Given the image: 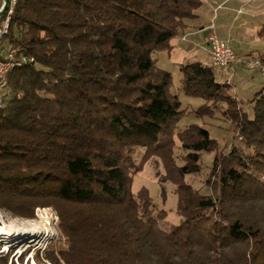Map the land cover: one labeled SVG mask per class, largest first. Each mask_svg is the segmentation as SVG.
Masks as SVG:
<instances>
[{
    "label": "trees",
    "instance_id": "16d2710c",
    "mask_svg": "<svg viewBox=\"0 0 264 264\" xmlns=\"http://www.w3.org/2000/svg\"><path fill=\"white\" fill-rule=\"evenodd\" d=\"M203 4L17 0L0 48L13 47L26 61L8 73L0 103V209L22 218H35L39 207L56 212L67 246L47 250L49 261L264 264V87L250 100L251 118L225 71L211 62L180 64L181 89L205 100L195 113L213 117V106L226 103L251 150L234 144L220 152L206 127L178 128L185 110L173 74L154 57L198 19ZM258 35L264 38V26ZM214 151L213 182L207 178L210 192L202 193L185 178L201 172L203 153ZM152 158L165 170L162 195L163 183L176 185L178 224H166V210L146 187L132 191Z\"/></svg>",
    "mask_w": 264,
    "mask_h": 264
},
{
    "label": "rangeland",
    "instance_id": "374dc122",
    "mask_svg": "<svg viewBox=\"0 0 264 264\" xmlns=\"http://www.w3.org/2000/svg\"><path fill=\"white\" fill-rule=\"evenodd\" d=\"M219 3H223V5L215 13L214 8ZM202 10H205L206 21H212L216 14L214 19L217 25L216 33L220 39L229 42L236 52L237 61L233 66V72L228 71L225 73L229 77L228 80L233 84L232 92L241 102L243 109L252 118L254 109L250 100L257 91L264 87V71L254 65L256 60H260L264 64V38L258 35L259 30L264 26V0H241L239 2L236 0H204ZM202 41L204 40L202 39ZM182 45L183 49H187L188 45L186 43H182ZM185 52L187 53L185 54ZM185 52L181 51L171 56L168 52L163 51L154 54L158 65L172 72V91L179 95L182 108L185 110V116L178 123V128L197 123L209 129L211 136L218 141L220 152H229L234 144L243 147L246 152H251L249 148L244 147L242 137L231 126V119L225 112L226 103L220 102L213 106V117H200L195 113V110L205 100L188 96L181 89L180 62L193 61L192 54L199 55L201 51L189 47ZM186 56L187 58H185ZM215 153V151L204 152L201 159V172L188 174L185 178L187 183L202 193L210 192L206 180L211 178L210 181L213 182L209 172ZM142 154L143 149H138L134 155L137 164L140 163ZM183 154H185V151L177 145L175 156L179 164L183 163ZM164 173L165 170L161 160L152 158L144 164L140 172L135 174L132 191L137 193L142 187H146L153 202L159 208L166 210V224H178L181 217L178 213L176 185L172 182L163 183L166 188V196L164 197L162 195V183L160 182V176ZM45 220L50 224L49 227L52 228L53 234L41 240L38 237L40 233L36 229L33 230L31 224H40ZM0 222L5 226L2 231L6 232V234H0V256L9 255L7 264H56L46 258V251L50 249L58 251L67 246L66 239L59 229V218L51 207L37 208L35 218L17 217L0 209ZM60 264H63V262L61 261Z\"/></svg>",
    "mask_w": 264,
    "mask_h": 264
},
{
    "label": "built area",
    "instance_id": "2783aa9c",
    "mask_svg": "<svg viewBox=\"0 0 264 264\" xmlns=\"http://www.w3.org/2000/svg\"><path fill=\"white\" fill-rule=\"evenodd\" d=\"M9 5V3H8ZM5 7V0H0V36H3V18L8 15V6L3 14L1 11ZM220 7V5L218 6ZM206 32L203 41V48L210 55V62L212 65L219 67L226 73L232 71L235 62L237 61V55L234 48L230 45L229 42L219 38L218 34L215 31L214 24L212 23L206 29ZM188 34L182 35L180 38L183 41L188 40ZM26 58H19L13 53V47L7 46L2 48V55L0 61V103L3 99V87H6V81H4V72L7 69V61L9 60H25ZM26 61V60H25ZM254 65L264 71V64L260 60H256Z\"/></svg>",
    "mask_w": 264,
    "mask_h": 264
},
{
    "label": "crops",
    "instance_id": "0c3cea01",
    "mask_svg": "<svg viewBox=\"0 0 264 264\" xmlns=\"http://www.w3.org/2000/svg\"><path fill=\"white\" fill-rule=\"evenodd\" d=\"M236 1H241V0H236ZM204 5V4H203ZM220 5V7H218ZM223 3H219L215 8L214 11L215 13L218 11V9H220L222 7ZM239 11V9H238ZM200 16L198 17V19L193 20L191 22H189L188 28L184 31H182L178 36H176L175 38H173L170 42V49L165 50L163 52H168L169 56H171L172 54L175 55L178 52H185L186 50H188L189 47H191V49L195 48L198 49L199 51H201V53L198 54H192V57L194 58L193 60H198L201 61L203 63H208L210 62L211 58L209 53L203 48L202 44L204 40V35L206 33V31L204 30L206 27H208L211 23L214 24L215 30H217V25L214 22V19L216 17V14L214 16V19L212 21H206L205 19V10H202V8H200V10L198 11ZM184 34H188V40L187 41H183L181 40L180 36L184 35ZM182 43H186L187 49H183V45ZM196 52V51H195ZM187 52H185L186 54ZM189 55V54H188ZM185 56V55H184ZM187 58V56L185 57ZM183 62H180V64Z\"/></svg>",
    "mask_w": 264,
    "mask_h": 264
},
{
    "label": "bare ground",
    "instance_id": "6f19581e",
    "mask_svg": "<svg viewBox=\"0 0 264 264\" xmlns=\"http://www.w3.org/2000/svg\"><path fill=\"white\" fill-rule=\"evenodd\" d=\"M16 3H17V0H9L8 15L3 18V36L7 34L9 30L10 20H11L12 13L14 11ZM3 36H0V43H1ZM2 48H0V61H1V55H2ZM18 64H20L18 60H9L7 61V69H12L15 65H18ZM9 72L10 70H5L4 72V81H6V84H7V76ZM4 90H5V87H3V93H4ZM31 225L33 226L32 228L33 230L36 229V231L40 233L38 237L41 238V240H44L53 234L52 228L49 227L50 224L46 220L43 222H40V224L38 223V224H31ZM2 229H5V226L4 224L0 222V234H4V233L6 234V232H3L4 230L2 231Z\"/></svg>",
    "mask_w": 264,
    "mask_h": 264
},
{
    "label": "water",
    "instance_id": "95a60500",
    "mask_svg": "<svg viewBox=\"0 0 264 264\" xmlns=\"http://www.w3.org/2000/svg\"><path fill=\"white\" fill-rule=\"evenodd\" d=\"M9 0H5V7L4 9L1 11V14H3L8 6Z\"/></svg>",
    "mask_w": 264,
    "mask_h": 264
}]
</instances>
